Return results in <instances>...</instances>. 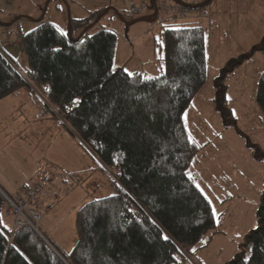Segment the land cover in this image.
<instances>
[{
    "label": "trees",
    "instance_id": "obj_1",
    "mask_svg": "<svg viewBox=\"0 0 264 264\" xmlns=\"http://www.w3.org/2000/svg\"><path fill=\"white\" fill-rule=\"evenodd\" d=\"M141 12L129 11L134 16ZM94 20L92 15L72 21L67 35L40 22L22 42L27 79L0 50V102L22 90L36 91L112 174L116 195L78 212V242L64 257L33 229L14 232L6 226L8 204L0 191V264H196L197 252L223 235L212 204L190 175L202 148L191 141L185 124L187 111L207 84L204 31L167 29L164 74L146 79L115 68V33L72 37ZM256 104L264 116V72ZM257 218L259 227L249 236L244 255L231 264H264V195Z\"/></svg>",
    "mask_w": 264,
    "mask_h": 264
},
{
    "label": "rangeland",
    "instance_id": "obj_2",
    "mask_svg": "<svg viewBox=\"0 0 264 264\" xmlns=\"http://www.w3.org/2000/svg\"><path fill=\"white\" fill-rule=\"evenodd\" d=\"M183 1L189 4L192 0ZM160 2L164 8L167 6L166 13L161 15L173 18L169 0ZM211 6L206 7L211 20L207 34L212 36L208 45L207 84L186 119L191 141L198 147L211 145L198 157V163L195 161L192 171L202 177L203 172L207 173L212 178H206L207 190L201 184L199 187L212 204L217 230L223 235L214 236L209 248L198 251L194 261L231 264L244 255L249 236L258 228L257 214L264 195V116L256 104L258 83L264 72V0H213ZM0 8L19 10L30 14L32 21L51 22L65 30L69 10L72 18L83 19L86 10L93 9L98 12L93 14L94 26L88 29L89 35L110 29L117 33L119 47L125 49L126 44L133 48L134 34L145 32L147 27L143 16L129 13L125 0H0ZM227 28L233 34H226L219 43V35ZM160 30L156 29L151 39L156 37L163 42ZM78 37L77 33L75 39ZM128 38L131 45L126 43ZM150 47L151 44L148 51ZM15 51V66L27 79L29 65L24 49L17 46ZM141 61L147 63L148 59L129 60V64ZM231 72L228 79L221 81L225 73ZM28 92L22 90L0 102V172L7 170L12 181L19 184L17 180L28 176L41 157L46 159L45 152L60 159L57 171L67 178L41 198L37 208L41 221L34 223V228L47 246L68 257L78 240V212L90 203L116 195L114 177H105L97 160L79 141L76 143L55 111L46 112L43 99L40 101ZM59 145L61 157L57 155ZM215 174L218 181H212ZM21 188L19 185L17 189ZM3 195L6 201L19 197ZM9 216L12 218L8 217L7 222L14 223L13 215ZM211 236H206L202 243Z\"/></svg>",
    "mask_w": 264,
    "mask_h": 264
},
{
    "label": "crops",
    "instance_id": "obj_3",
    "mask_svg": "<svg viewBox=\"0 0 264 264\" xmlns=\"http://www.w3.org/2000/svg\"><path fill=\"white\" fill-rule=\"evenodd\" d=\"M160 1L167 2L168 0H160ZM212 2H213V0H192L189 3L188 8L190 9V11H193V13L184 19H178V20H175V18H172V17L159 15L156 12V7H153V6H150L145 11H142L141 14L138 15V17L143 16L144 17L143 19L147 22V27L145 29V32H143V33L140 32L137 35L134 34L135 37L133 38V44H134L133 48H129L128 44H126V49H125V47L120 48L119 47V38H118V47H117V51L115 54V62H114L115 68L117 70H123L128 75H129V73H131V76L136 75V74H140L144 78H150V79H155V78H159V77L163 76L164 69H165L163 33L167 29L173 28V27L202 29L204 31V34L206 37V47H207L206 53H207V61H208V56H209L208 45L210 44L209 39H210V42H212V36H211L210 32H209V35L207 34V27L208 26L210 27L209 24H210L211 20L207 14V8L206 7H208L209 4H210V8L213 7V6H211ZM125 4L127 6V10L129 11V8L131 6V0H125ZM213 11H215V10H213V8H212L211 14ZM97 12L98 11L94 12L93 9H91V10L88 9V10H86V17H84L83 19H81V18L74 19L70 15L71 11L69 10L68 23H66V22L64 23V27L66 28V30L61 29L60 27H57L56 25H53L51 22L43 21V23L51 24L52 26L56 27L61 33L67 32V33H64L65 35H67L70 33V27H71L72 21H74V22L85 21V20L89 19L93 14H97ZM40 22L32 21L30 14L22 13L19 10L12 12L10 10H4V9L0 8V38H1L0 39V50L13 62L14 65L16 62L15 59L17 58V56H16L17 53H16L15 49H17V46L19 48H23V46H22L23 45L22 44L23 38L26 35L33 32L34 30H36L37 27L39 26ZM93 26L94 25L92 23V25L89 27V29ZM156 29L157 30L161 29L160 30L161 31L160 36H161L163 42H161V39H158L156 37L151 39L152 38L151 35L154 34ZM231 30H232V26H231ZM231 30L229 28L222 30L221 34L219 35V39L221 38V41L219 43H222V38L225 37L226 34H230V33L233 34V32ZM107 31L113 32L117 35V33L115 31H112L110 29ZM88 32H89L88 29L87 30L79 29V30H76L75 32H73L72 37L75 38V35L77 33L79 36L78 39L84 37V35L90 36ZM94 34H96V33H94ZM18 41H19V43H17ZM126 43H129V45H131L129 38L127 39ZM149 44H151L150 51H148ZM140 57H141V59H145V60L148 59V62L146 63V61H141L139 63L132 62L129 64V60L132 61L133 59H135L136 61H140L141 60V59L139 60ZM156 58H158V59H156ZM154 62H157V64L155 65ZM132 65L135 67H132ZM18 93H20V92H18ZM28 93L33 95V97H37L41 101L42 98L38 95L37 92L31 91ZM17 94H15V95H17ZM46 109H47L46 112H49L51 110L55 111L49 105L46 106ZM55 113H56V116H58L56 111H55ZM186 117H187V113L185 115V124H186L187 130H188L189 135H190V131L188 129V122H187ZM59 120L62 121L60 117H59ZM62 123H63V121H62ZM63 125L65 126L64 123H63ZM66 133H67V131L65 130V132H64L65 139H66ZM203 135H205V134L203 133ZM75 139H76L75 141H77L76 143H78V139L77 138H75ZM190 139H191V135H190ZM195 140H198V138ZM210 146L211 145H209V144L205 145L204 147L199 146L200 148H202V152L199 154V156L202 153L207 152L209 150ZM60 151H61V145L58 146L57 155H59V157H61V153H59ZM45 156H47L46 159L41 157L40 160L38 161V163L36 162L35 167L31 170V172L28 176H25L24 179L18 178L19 180H17V182H19V184L14 183V181H12L13 176H11L7 172V170L0 172V188H1L2 192L5 193L6 195L13 194L11 196H15V197L20 196L23 193V191L27 185L35 182L36 173H37L38 167L41 163H46L49 166H51L53 168V170L57 171L58 170L57 166L59 164H61L60 159L58 160V159H56L57 157H55V156L52 157V156L48 155V153H46V152H45ZM198 157H197V159H198ZM197 163H198V160H197ZM100 167L102 169L101 165H100ZM192 169H193V167H192ZM192 169H191L190 175L195 179L198 188L200 189L199 186L201 184L203 190H207L205 187V183H206L207 179L211 180L212 178L209 176V174L204 173V172H203L204 177H202V175H199L197 173L194 174L195 171L193 173ZM107 172H108L107 170H105V171L103 170V175L105 177L110 178V176L112 174L110 172H108V173ZM58 173H60V172H58ZM215 176L216 177H214L213 178L214 180H212V181H218V179H219L218 175L215 174ZM19 185H22V188H21L22 190L17 189ZM201 192L203 193L202 190H201ZM8 217H10V216L9 215L7 216V220H9ZM6 226H8L11 229L13 227V220H12L11 224H9L7 222ZM77 242H78V240H77Z\"/></svg>",
    "mask_w": 264,
    "mask_h": 264
},
{
    "label": "built area",
    "instance_id": "obj_4",
    "mask_svg": "<svg viewBox=\"0 0 264 264\" xmlns=\"http://www.w3.org/2000/svg\"><path fill=\"white\" fill-rule=\"evenodd\" d=\"M171 3V14L173 18L177 19L180 16L187 14L190 10L180 4L185 2L183 0H169ZM165 3V2H164ZM150 4L156 7V12L161 15L165 14L167 10L160 0H131L129 11L133 14L145 11ZM67 177L53 170L51 166L46 163H41L38 167L35 183H31L24 189L23 195L16 198V200L7 199L9 209L7 215H13V231L23 230L27 227L34 228V223L41 221V215L37 208L41 206V198L56 184L61 183ZM27 210V211H26ZM26 212L29 215H26Z\"/></svg>",
    "mask_w": 264,
    "mask_h": 264
},
{
    "label": "water",
    "instance_id": "obj_5",
    "mask_svg": "<svg viewBox=\"0 0 264 264\" xmlns=\"http://www.w3.org/2000/svg\"><path fill=\"white\" fill-rule=\"evenodd\" d=\"M35 230V232L41 237V239L44 240V238L41 236V234L39 233V231L37 229H33ZM45 241V240H44ZM47 243V242H46ZM48 244V243H47ZM49 245V244H48ZM51 247V246H50ZM52 248V247H51ZM54 250V249H53ZM55 251V250H54ZM56 252V251H55ZM57 253V252H56Z\"/></svg>",
    "mask_w": 264,
    "mask_h": 264
},
{
    "label": "snow or ice",
    "instance_id": "obj_6",
    "mask_svg": "<svg viewBox=\"0 0 264 264\" xmlns=\"http://www.w3.org/2000/svg\"><path fill=\"white\" fill-rule=\"evenodd\" d=\"M129 75H131V73H129ZM75 103H78V100L77 101H74ZM0 219H2V218H0ZM257 227H259V225H257ZM163 239H165V240H167L168 239V237L165 235L164 237H163ZM194 251V250H193Z\"/></svg>",
    "mask_w": 264,
    "mask_h": 264
}]
</instances>
